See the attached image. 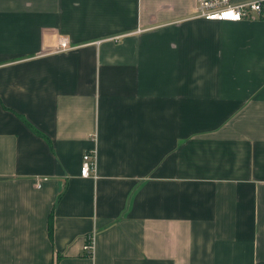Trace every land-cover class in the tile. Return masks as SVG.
<instances>
[{"label": "crops", "instance_id": "1", "mask_svg": "<svg viewBox=\"0 0 264 264\" xmlns=\"http://www.w3.org/2000/svg\"><path fill=\"white\" fill-rule=\"evenodd\" d=\"M195 10L0 0V264H264V23Z\"/></svg>", "mask_w": 264, "mask_h": 264}, {"label": "built area", "instance_id": "2", "mask_svg": "<svg viewBox=\"0 0 264 264\" xmlns=\"http://www.w3.org/2000/svg\"><path fill=\"white\" fill-rule=\"evenodd\" d=\"M195 16L206 20L215 21H241L259 20L264 23V0H246L234 3L232 0H195ZM60 50L69 49V41L66 37L58 38ZM82 177L96 175V149L87 151L82 156L80 167ZM93 237H88L83 246L85 253H93Z\"/></svg>", "mask_w": 264, "mask_h": 264}]
</instances>
